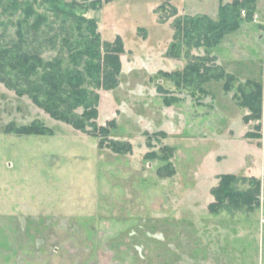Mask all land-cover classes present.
Returning <instances> with one entry per match:
<instances>
[{"label":"rangeland","instance_id":"rangeland-1","mask_svg":"<svg viewBox=\"0 0 264 264\" xmlns=\"http://www.w3.org/2000/svg\"><path fill=\"white\" fill-rule=\"evenodd\" d=\"M61 1L94 17L101 39H122L118 83L97 89L95 122L114 123L106 135L76 128L0 81V264H264V100L261 119L246 122L247 108L233 97L246 78L264 84V0L216 45L182 44L177 56L169 52L175 19L215 17L219 2L231 0H170L164 8V0ZM34 8L48 15L50 35L60 33L48 3ZM17 17L0 16L4 39L15 37ZM41 53L67 62L59 42ZM206 53L234 74L230 89L223 79L176 85L164 74ZM258 122L260 137H248ZM30 123L48 131L15 129ZM224 172L239 177L240 189L258 178L259 206L211 212V188Z\"/></svg>","mask_w":264,"mask_h":264},{"label":"trees","instance_id":"trees-1","mask_svg":"<svg viewBox=\"0 0 264 264\" xmlns=\"http://www.w3.org/2000/svg\"><path fill=\"white\" fill-rule=\"evenodd\" d=\"M110 0H93L92 7ZM170 0H164L158 8H164ZM37 0H0V16L18 14L14 22L15 37L4 39L0 33V81L19 94L28 95L51 116L71 123L76 128L84 129L92 126L93 134L106 135L109 126L97 125V104L99 88H112L118 83L121 68L120 53L123 42L120 35L112 41L103 40L97 31L94 17H86L77 13L74 2L67 7L61 0H41L48 3L53 15L60 17L59 32L52 35L46 31L52 28L47 23L48 15L34 8ZM256 0H231L219 2L215 17L207 13L184 14L173 22V40L169 46L170 54L177 56L178 47L187 46L211 47L219 43L225 34L239 28L243 19H252ZM244 10V15L241 11ZM171 14L176 8L172 6ZM0 24L2 22L0 21ZM77 36L75 35V32ZM32 41H37L34 45ZM59 44L67 51L64 62L62 55L55 54L44 58L41 47L45 44ZM210 62V63H208ZM176 85L189 82L201 83L208 79H223V88L228 90L235 80L233 73L226 71L215 63V57L208 53L188 60L182 70L164 72ZM233 97L237 103L247 108L244 121L261 119L264 100V84L262 79L246 78L235 87ZM81 106L80 113L76 112ZM17 132L45 133L48 129L37 124L17 126ZM261 122L253 131L246 132L248 137H260ZM112 149L121 151L124 142L111 141ZM126 149L129 148L125 144ZM169 168L165 174H172ZM239 177L232 172L219 175L216 185L211 188L214 199L208 203L211 212L219 209H251L259 206L260 180L249 177V185L245 189L234 186Z\"/></svg>","mask_w":264,"mask_h":264},{"label":"crops","instance_id":"crops-1","mask_svg":"<svg viewBox=\"0 0 264 264\" xmlns=\"http://www.w3.org/2000/svg\"><path fill=\"white\" fill-rule=\"evenodd\" d=\"M258 149H260V148L255 147V152H257L256 150H258ZM260 154L262 155V158H261L262 162H263L262 164H264V147H262V149H260ZM259 173L263 175V180L261 183L262 186H261V194H260V206H259L258 210L260 212H262L264 215V172L263 173L259 172Z\"/></svg>","mask_w":264,"mask_h":264}]
</instances>
